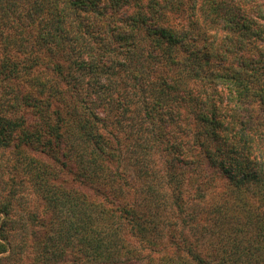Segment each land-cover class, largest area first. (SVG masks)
Returning a JSON list of instances; mask_svg holds the SVG:
<instances>
[{
  "label": "trees",
  "instance_id": "trees-1",
  "mask_svg": "<svg viewBox=\"0 0 264 264\" xmlns=\"http://www.w3.org/2000/svg\"><path fill=\"white\" fill-rule=\"evenodd\" d=\"M0 87V148L25 150L21 171L58 217L37 222L45 248L63 239L89 264H117L125 222L136 235L143 215L175 232L160 189L181 211L186 169L202 200L223 180L208 229L219 263L264 264V0H0ZM110 116L142 177L141 211L116 201L127 183L106 166L121 153L103 131ZM58 170L107 183L110 195L68 191ZM8 218L5 202L0 264H22ZM171 243L179 251L154 264H210Z\"/></svg>",
  "mask_w": 264,
  "mask_h": 264
},
{
  "label": "rangeland",
  "instance_id": "rangeland-1",
  "mask_svg": "<svg viewBox=\"0 0 264 264\" xmlns=\"http://www.w3.org/2000/svg\"><path fill=\"white\" fill-rule=\"evenodd\" d=\"M41 70L49 74L43 68ZM3 92H7V90L0 87V94H3ZM6 110L8 109L5 106L0 105V113H5ZM99 112L103 117H109L101 107H99ZM111 119L110 116V120L108 119L103 131L112 146H116V143L121 145V153H119L120 160L117 156L119 162L116 159L117 153H113V158L107 159L106 166L108 168L118 167L125 174L118 181L123 182L125 179L124 181L127 183L120 187L123 193L117 195L116 201L132 205L131 208H135H132L133 210L141 211L142 208L137 205V202L140 200L141 191L144 190L141 186L142 177L136 173L127 151L122 152V149L129 142L126 134L123 133L121 127L115 128ZM24 153L25 150L22 151L21 148H0V206H3L6 202L9 209L8 220H10V223L8 226L12 229L9 231L8 238L15 244L14 247L17 250L15 257H19L22 264H30L31 262L33 264H89L85 262L86 256L79 249H75L74 244L72 246L71 244L68 245L69 250H65L63 242L65 244L69 243H66L63 239V241L57 239L55 246H49V249L45 248V244L50 243L44 238L47 228L40 227L37 222L45 220L44 222L47 224L51 217L57 223L58 217L55 215L52 200L43 192L41 193L38 187L34 186L33 182L29 180V175L27 176L21 171L22 164H20L19 159L24 156ZM182 172L183 201L181 204L183 207L181 211L171 201L170 192L166 188L160 189L165 199L164 204L161 206L162 209L166 210L163 215L175 224V232L170 233L167 226H165L166 222L163 220H160L158 226L153 229V224L156 223L153 220L150 221L146 216L143 219L144 215L139 221L138 228L134 227L137 235L136 232L134 234L129 230V223L125 222L119 228L123 231L121 232L123 240L119 239L121 247L118 249L120 257L115 259L117 264H154L158 258L168 256L167 253L174 254V252L179 251L171 243L173 240L178 241L182 246L180 252L183 255L188 253L200 254L210 264H220L218 255L213 254V251L219 246L217 236L214 233L216 227L212 232L208 229H211L210 217L214 214L213 209L216 205L214 200L221 191H225L223 180H217L213 186H207L204 191L206 196L202 200L200 198L202 193L197 190V180L194 179V174L186 169ZM57 173V176L65 184L69 183L66 186L68 191L72 187L79 188L80 192H83L92 200H98L97 198H99L102 201L106 198L103 195L106 193L110 195V187L107 183L100 184L79 177V180L84 181L82 184L78 180L75 182L70 172L58 170ZM48 181L49 184L55 182L54 175H51ZM213 181H210V183ZM51 187L54 189L59 188L58 185H51ZM248 202L249 204H255L256 201L252 197L248 199ZM230 206L237 209L235 207L237 205L232 201H230ZM58 226L59 224H55L56 228ZM38 229L41 231H38ZM138 230L143 234V240L139 238ZM35 231L39 232V235H34ZM61 248L65 250L64 258H60L62 253H58ZM33 259L34 261H32ZM19 261L18 263H20Z\"/></svg>",
  "mask_w": 264,
  "mask_h": 264
}]
</instances>
